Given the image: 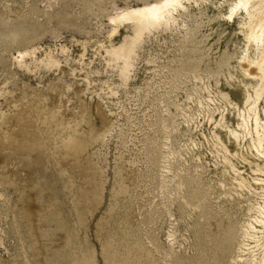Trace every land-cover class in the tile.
<instances>
[{
  "label": "rangeland",
  "instance_id": "rangeland-1",
  "mask_svg": "<svg viewBox=\"0 0 264 264\" xmlns=\"http://www.w3.org/2000/svg\"><path fill=\"white\" fill-rule=\"evenodd\" d=\"M155 1L0 0V264H46V257L64 246V233L42 218L59 209L76 241L92 247L96 264H106L102 246L108 240L114 264H123L127 243L139 244L130 255L137 264H192L198 253L195 220L202 228L216 227L213 216L221 225L229 219L236 237L220 264H230L240 225L260 200L250 188L237 189L213 132L233 152L237 147L226 131L215 129L198 98L208 95L207 86L215 119L225 112L229 125L237 126L238 109L219 92L244 110L241 81H254L237 69L231 79L216 62L225 50L240 56L244 40L238 19L219 13L224 0H191L165 31L145 37L124 82L104 50L122 40L113 35L110 18ZM127 31L122 27L124 35ZM34 49L27 66L20 64L18 53ZM49 55L59 67L39 62ZM201 57L197 81L187 59ZM260 103L264 107V93ZM107 127L90 143L92 133ZM74 131L89 142L78 159L60 149ZM244 156L258 162L249 151ZM240 159L231 161L252 182L253 165ZM253 187L264 192L263 185ZM236 189L243 198L236 197ZM74 204L83 223L72 214ZM25 207L29 219L22 217Z\"/></svg>",
  "mask_w": 264,
  "mask_h": 264
},
{
  "label": "bare ground",
  "instance_id": "bare-ground-1",
  "mask_svg": "<svg viewBox=\"0 0 264 264\" xmlns=\"http://www.w3.org/2000/svg\"><path fill=\"white\" fill-rule=\"evenodd\" d=\"M190 1L191 0H158L144 3L139 6L127 7L120 10L117 14L115 13L116 15L110 18L111 23L115 26H113V35L120 34L122 40L117 44L111 43L109 46H104V50L108 57V62L114 63L117 66L122 81L127 82L130 78V72L134 69L138 49L141 47L140 45L143 44L142 42L145 37L154 30L160 29L162 31L163 27H167L172 22L174 23V20H177V18H175V12L179 10L186 11V3ZM194 2L197 3L198 0H194ZM223 7L226 8V12L224 13ZM219 8L222 9L219 13L224 17L226 16V20L232 21L236 18L238 19V30L240 31V36L244 40V45L241 47L240 56H236L228 50H225L220 60L216 62V68L222 71L226 69L231 79L235 76L231 70L237 69L240 74L248 80L254 81V83L245 82L244 79L242 81L240 80L245 87L246 109L244 110L238 108L236 103L231 101L228 93L219 92L222 98L226 99L229 104L238 109V118L240 122L237 123L235 128L229 125L225 112L221 113L219 120L215 119L210 106V103L213 102L214 99H212L211 91L207 86L205 90L208 95H200L198 99L200 106L207 108L208 111L211 112L209 121L215 124V129L226 131L229 139L233 140L237 147V151L233 152L224 143L221 135L216 131L213 132L218 145L225 152V162L229 164L232 172L236 175L233 181L237 184V189L243 192L244 189L250 188V192L260 200H256V203L250 205V215L248 219L240 225L238 243L230 264H264V192L262 191V193H259V191L263 189L257 192V188L253 187V184L264 186V107L260 106V100L264 93V0H224L223 3H220ZM176 15L178 16V14ZM122 27L129 30L125 35L121 32ZM163 31H165V29ZM16 37V34L12 35L13 39ZM35 51L34 49L31 52H19L18 57L21 58L20 64L27 66L25 58L31 54L34 55ZM62 51L65 53V47L62 48ZM233 59L237 61L236 66H232ZM39 62L45 65L46 68H51L53 66L59 67L60 65V62L51 55L47 57L46 61L40 60ZM187 62L189 63V68L195 74L194 80L201 81L198 71H201V63L205 62L204 58L201 57L195 60L188 58ZM211 62L214 63L213 61ZM208 64H206V69L209 67ZM204 72H206V70ZM215 73L217 72L215 71ZM181 110L185 113L184 108ZM2 123H5L4 114L2 115ZM108 131L109 127L105 128L104 131L99 134L96 132L92 133L89 138L90 143L96 140L95 136H104ZM77 133L78 131H74L72 134H68L60 142L61 152L67 158L74 157L78 159L77 157L85 152L88 147V140L77 136ZM244 150L246 153L247 151L251 152L258 162L249 161L244 156ZM231 158H241L244 162H247V164L249 163V166L253 165L254 169H250L256 174V177H252V182L242 176L243 171H240V169L236 167L231 161ZM60 179L62 181V177ZM252 189L254 192H252ZM237 192L236 197L239 199L241 197L243 198V193ZM227 197L234 200V196L231 194H228ZM71 211L76 220L79 223H83V214L77 204L73 205ZM23 213V218H30L29 208L25 207ZM212 218L217 222L216 227L208 224L207 227L200 228L198 227V220H195L196 225L193 229V234L195 237L196 251L198 253L192 260V264H220L224 250L230 248L232 243H234L236 231L233 223L227 219V222L221 225L216 219V216ZM64 221L65 217L61 209L45 214L42 218V222H46L48 225H54L55 231L61 230L64 233V236L61 237V239L64 240V246L62 249H57L54 254L47 256L46 264H96L92 247L88 244L85 246L79 244L64 224ZM126 236L127 234L122 237V240H125L124 242H126ZM112 247L113 242L111 240L106 241L102 246V253L106 264H114L117 261L116 254L112 253ZM125 249L126 252L122 258L123 264H137L136 261L131 260L130 255H132L133 252L139 251V244L129 245L127 243ZM180 264L183 263L180 262Z\"/></svg>",
  "mask_w": 264,
  "mask_h": 264
}]
</instances>
